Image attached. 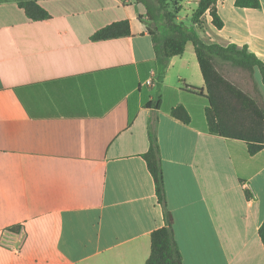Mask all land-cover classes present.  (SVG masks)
<instances>
[{"label":"crops","instance_id":"1","mask_svg":"<svg viewBox=\"0 0 264 264\" xmlns=\"http://www.w3.org/2000/svg\"><path fill=\"white\" fill-rule=\"evenodd\" d=\"M235 1L217 4L221 30L209 12L186 24L200 0H180L178 22L264 63V0ZM28 2L49 18L30 19ZM146 20L136 0H0V264H146L165 225L143 157L153 119L183 264H264V151L210 134L192 43L160 80ZM123 21L130 36L92 40ZM178 106L189 125L171 116Z\"/></svg>","mask_w":264,"mask_h":264},{"label":"trees","instance_id":"2","mask_svg":"<svg viewBox=\"0 0 264 264\" xmlns=\"http://www.w3.org/2000/svg\"><path fill=\"white\" fill-rule=\"evenodd\" d=\"M136 1L146 8V21L157 25L156 31H152L149 25L148 30L155 44L160 80L163 79L170 60L183 55L188 44L192 43L206 86L209 106L205 115L210 134L245 142L251 156L264 151V94L257 80L259 72L264 85V63L250 53L247 47L233 44L206 45L191 29L197 24L201 25L202 18L208 12L216 29L221 30L224 27V22L217 11L219 0H200L192 15L191 27L178 22L177 9L180 0ZM235 6L250 10L262 7L260 0H236ZM21 7L32 20L49 18L48 13L34 2L23 3ZM130 34L129 22L123 21L97 31L92 40L106 41L127 37ZM185 89L196 95L204 94L202 89L195 87L187 86ZM152 107L159 111L161 100L147 104V108ZM171 116L185 125L191 123V117L183 106L173 108ZM149 141V151L143 157L155 181L156 195L163 209L165 225L151 235V255L146 264H183L174 234V217L167 200L156 119L150 122ZM246 196L248 199L252 198L247 190ZM259 236L264 244V223L259 229Z\"/></svg>","mask_w":264,"mask_h":264},{"label":"built area","instance_id":"3","mask_svg":"<svg viewBox=\"0 0 264 264\" xmlns=\"http://www.w3.org/2000/svg\"><path fill=\"white\" fill-rule=\"evenodd\" d=\"M1 243L3 246L10 248L16 252L19 250V247L15 244L13 239L3 238Z\"/></svg>","mask_w":264,"mask_h":264},{"label":"rangeland","instance_id":"4","mask_svg":"<svg viewBox=\"0 0 264 264\" xmlns=\"http://www.w3.org/2000/svg\"><path fill=\"white\" fill-rule=\"evenodd\" d=\"M151 24H152V27H154V28L157 27V25H156L155 23H152V22H151ZM186 24H187V25L191 24V21H189V22L187 21ZM257 80H258L259 85H260V90H261V92L264 94V85H263V83L260 81L259 78H257Z\"/></svg>","mask_w":264,"mask_h":264}]
</instances>
